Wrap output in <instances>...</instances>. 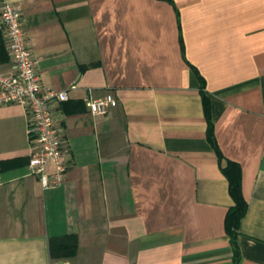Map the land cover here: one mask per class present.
<instances>
[{
    "label": "crops",
    "instance_id": "crops-1",
    "mask_svg": "<svg viewBox=\"0 0 264 264\" xmlns=\"http://www.w3.org/2000/svg\"><path fill=\"white\" fill-rule=\"evenodd\" d=\"M6 1L42 85L67 93L69 163L43 187L28 116L0 105V264H264V0ZM106 93L117 105L92 115L85 97ZM224 159L246 201L237 252Z\"/></svg>",
    "mask_w": 264,
    "mask_h": 264
},
{
    "label": "built area",
    "instance_id": "built-area-1",
    "mask_svg": "<svg viewBox=\"0 0 264 264\" xmlns=\"http://www.w3.org/2000/svg\"><path fill=\"white\" fill-rule=\"evenodd\" d=\"M21 12L6 0H0V31L7 42L11 64L0 71V105L16 103L23 107L27 120V133L38 145V151L28 160V172L36 175L43 187H54L63 182L68 163L69 148L58 127L53 102L67 99L65 91L45 88L35 70L23 27ZM88 111L94 116L105 114L117 105L111 93L84 99Z\"/></svg>",
    "mask_w": 264,
    "mask_h": 264
},
{
    "label": "trees",
    "instance_id": "trees-1",
    "mask_svg": "<svg viewBox=\"0 0 264 264\" xmlns=\"http://www.w3.org/2000/svg\"><path fill=\"white\" fill-rule=\"evenodd\" d=\"M204 114L209 121V100L204 93H201ZM208 139L211 144L216 147V142L212 132V125L209 122ZM225 163L220 164V169L228 180L229 193L233 199V205L229 208L225 217V230L230 237L231 243L236 251L235 236L238 230V223L240 218L246 211V201L241 192L240 184V169L237 163L234 161L224 159ZM68 246L61 247V255L64 257L71 256L76 249V240L74 237H70L68 242H65ZM52 252V246L50 247Z\"/></svg>",
    "mask_w": 264,
    "mask_h": 264
}]
</instances>
